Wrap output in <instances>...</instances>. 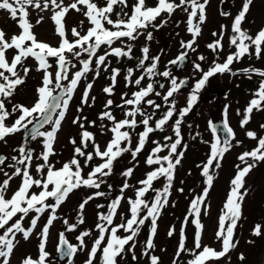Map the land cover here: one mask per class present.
<instances>
[{
    "label": "snow or ice",
    "instance_id": "6c2138e0",
    "mask_svg": "<svg viewBox=\"0 0 264 264\" xmlns=\"http://www.w3.org/2000/svg\"><path fill=\"white\" fill-rule=\"evenodd\" d=\"M208 2L209 0H202V2L201 0H178V2L177 0H157L155 6H148L146 0H135L131 14H129L125 10L128 8V0H105L103 6H99L95 0H68L67 3L66 0H0V10L6 11L20 29L18 34L10 37L3 29H0V142L7 144V137L22 131L26 136L21 146L13 149L18 154L11 156V162L7 164V168L12 169L11 173L6 171L4 167L9 157L0 155V173L5 177L0 182V230H3L0 234V264H9L10 257L18 244L17 234H22L23 239L28 240L46 211L49 212V216L40 232L38 258L26 256L22 260V264H51L48 259L50 253L46 251L49 229L53 222L60 218L57 215V209L69 197V194L80 187L100 189L101 185L107 183L104 177L112 174L114 161L128 152H131L133 159H135L143 151L150 134L156 131H164L165 126L175 116L177 118L172 125L175 139L172 136H165L163 138L164 143L158 140L152 141L155 147L147 157L146 164L157 167L148 172L145 179L138 182L140 187L135 190V199L128 198L130 216L127 219L122 217V222L119 224H113L117 210L124 199L123 192L131 187L126 181L120 189L121 195L110 202L108 212L106 214L98 213L100 223L96 227L99 236L95 239L89 251L88 259L85 261V264H93L97 252L100 251L102 252V264H118L117 258L125 251L134 252L136 238L141 227L145 225L146 221H150V238L145 242L142 255L149 258L150 264H160V258L150 254V250L155 248L151 237H154L156 233V223L162 208L168 204L174 171L183 157V152L177 150L182 144L181 124L184 118L197 105L200 92L205 88L210 78L217 74L229 73L235 76L243 72L248 75L249 79L253 74L264 77V70L261 69L249 67L233 71L231 68L234 62H239L246 54L252 55L250 49H254L257 59L264 51L262 48L264 46V28L253 36L241 27L253 2V0H244L242 9L234 17L233 35L229 38L230 45L234 46L236 51L230 53L223 63L213 61L207 71L201 67L200 63H194L193 68L200 73V78L191 87L186 97V106L177 107L174 96L189 84L190 77L179 78L174 76L170 66H181L186 61L188 52L196 51L193 45L201 33L200 25L206 20ZM116 6H120V11L115 12L116 19H113ZM178 9L187 13V30L192 35V39L187 42L181 41L183 50L175 59L168 62L169 66H166L164 71L157 70L160 56L150 58L149 47L145 45L141 49L142 56L136 68H128L124 76L125 86L137 89L130 95L123 93L121 103L116 105L117 108L124 110V118L117 120L113 115L111 108L114 102L111 99L107 100L104 106L105 110L99 115L101 121L108 120L111 122V127L104 124L100 126L102 133L105 130L112 133L106 147L101 150L100 145L95 141V134L87 130L86 123L89 127H95L96 121H88L86 116H76L72 123L79 125L81 129L80 143L77 145L75 138L70 140V143L74 145L73 157L63 163L62 167L56 168L50 162V157L56 155L54 143L69 110L73 94L82 78H85L89 72L95 73L94 79L98 78L101 67L107 71L110 63L106 62L110 56L116 57L117 60L132 59L134 47L132 42L138 40L141 35H145V39L151 41L153 32L147 30L149 28L158 30L168 23L167 18H161L159 23H156L157 18L162 17L164 13L170 17ZM30 10L37 12L38 18L35 23L30 19ZM70 10L84 15L90 24V27L83 34L76 27H72L71 36L73 39L71 40H69L65 28V17ZM43 13H50L49 18L53 21L56 34L60 37L58 46H52L39 40L34 31V28L45 20ZM221 15L229 16L230 13L225 11L221 12ZM80 24L82 26L83 21ZM224 28L225 26L222 25L219 38L207 45L214 53L223 50ZM213 36H217V33L214 32ZM117 42L120 43V46L113 47ZM102 46H106V50L102 55H97ZM9 50L14 51V55L10 59L6 55ZM84 56L86 58L82 59L81 57ZM29 57L37 62L35 70L43 72L42 85L36 90L38 98L31 106L22 103L12 104L11 98L16 93L17 87L25 83L30 71H32L25 65V61ZM49 58H55L56 71L54 75L50 71L53 65L49 63ZM93 59H95L94 67ZM205 59L203 55L198 56L200 61H205ZM77 65L80 66L79 70L72 72L71 78H69V72L71 69L77 68ZM137 70H142L141 75L133 79ZM120 72V68L111 69V84L103 88L104 93L109 96L114 94L113 90ZM157 76L168 81L166 92L163 91L165 84L155 79ZM146 77L149 82L141 86ZM64 81H67V84L63 83ZM92 87L93 83L86 85L81 105H89V92ZM153 95L162 98L163 104L149 98ZM92 101H95V97H92ZM9 104L11 105L10 110L7 106ZM162 107H166V111L157 119L156 113ZM148 109L152 111L150 112ZM254 109L256 111L264 110V79L260 81L258 89L253 93V99L249 101L245 109L241 127L249 123ZM78 111L82 112L83 108H79ZM16 113L19 115L14 121L8 123L9 118ZM226 116L227 109H225ZM137 117L141 119L137 120ZM209 123L212 132L217 133V128L211 122ZM46 125H51V130H42L45 129ZM141 126H143V131L136 133L138 140L133 149L132 135L135 129ZM261 127L264 128V125ZM223 130L224 139L221 140L219 135L215 136V142L211 144L210 154L202 168V175L206 177V183L209 187L213 182V162L216 161V168L220 167L219 161L223 158L224 153L229 151L231 139L235 138L233 129L228 126L226 118ZM246 135L250 139H257V134L253 131H248ZM37 138H43V150L34 156L35 150L28 147V141H34ZM169 141L171 142L168 143ZM90 142L93 151L87 152L86 149ZM165 150H167V154L161 155ZM78 157L84 158V166H87L94 157L99 158L102 162L95 165L85 177ZM34 159L42 161V163H36L35 175L32 173ZM238 159L243 167L241 165L236 166L238 171L231 181V190L221 210L216 232V239L221 242V249L216 250L201 243L203 225L200 222V215L204 198L208 194L207 189H205L202 195L192 200L188 214L193 218L192 222L196 226L194 248L185 247L182 226L181 239L173 264H176V259L184 252H188L192 256L187 264H214V262L228 256L230 251L237 247L239 241H234L235 230L242 215L241 204L248 194L247 190L243 192L241 190L244 189L245 177L257 166L258 162L264 161V137H259L257 146L250 151L243 152ZM249 160L252 163H249ZM133 171V168H129L122 174L125 177H131ZM16 177H20L21 182L9 197L10 182ZM161 177L166 180L164 187L162 189L154 188L153 182ZM108 187L111 189V185ZM33 188L39 191H33ZM149 191L155 193L151 201L145 199ZM104 195L106 193L102 191H95L93 195L87 197L79 206L80 216L76 223H70L67 219L63 220L66 231H75L78 224L84 223L83 209L88 201ZM49 199L54 203H48ZM97 207H103V205ZM142 212L143 215H141ZM30 213H35V215L31 217L30 226L25 227L24 219ZM187 222L188 217L186 216L185 224ZM120 230H123L127 235H118ZM174 231V228L170 229L168 235L171 236ZM252 234L260 236L262 226L260 224L255 225ZM106 235L108 238L105 243ZM88 236H90L89 231H82L76 237L78 243L72 244L67 239L65 232H60L57 245L60 258H68V264H72V258L77 251L84 250L85 238ZM249 243H253V241H249ZM102 244L104 246L101 248ZM133 259L136 257L133 256ZM239 259L241 261L245 259L243 253L240 254Z\"/></svg>",
    "mask_w": 264,
    "mask_h": 264
},
{
    "label": "rangeland",
    "instance_id": "374dc122",
    "mask_svg": "<svg viewBox=\"0 0 264 264\" xmlns=\"http://www.w3.org/2000/svg\"><path fill=\"white\" fill-rule=\"evenodd\" d=\"M68 0H66V3ZM99 6H103L105 0H95ZM157 0H146L148 6H155ZM178 2V0H177ZM135 0H128V8L126 11L131 14L132 5ZM120 11V6H116L113 19H116L115 12ZM45 20L34 28L35 33L39 40L49 43L52 46H58L60 43V37L56 34L55 25L53 21L49 18L50 13H43ZM187 13L183 10H176L170 17L166 13L162 14V17H158L156 23H159L161 18H167L168 23L163 27L155 30L149 28L147 31L153 32V39L147 41L145 35H141L138 40L132 42L133 47V58L132 59H120L117 60L116 57H108L106 63H110V67L107 71L103 67L100 69V75L98 78L94 79L95 73L89 72L85 78H82L78 84L77 89L73 94V98L69 104V110L66 113L65 120L61 124V129L57 133V138L54 143V150L56 155L50 157V162L55 165L56 168L62 167L63 163L69 161L74 154V145L70 143L72 138H75L77 145L80 143V127L79 125H73L72 121L76 116H86L88 121H96L95 127H89L86 123L87 130L95 134V141L100 145L101 150H103L108 141L112 137L110 131L105 130L101 132V124L111 127V122L108 120L101 121L99 115L105 110L104 106L107 100L111 99L114 103L111 108L113 115L117 120L123 119V109L117 108L116 105L121 103V96L123 93H128L129 95L136 91L135 87H126L124 76L126 75V70L128 68H136L139 59L142 56L141 49L147 45L149 47V57H154L159 55L160 62L158 64V71H164L166 66H169L168 62L175 59L179 53L183 50L181 48V41H189L192 36L187 30L186 23ZM38 18L37 12L30 10V19L33 23ZM179 19H182V24L180 27L177 26ZM83 21L81 26L80 22ZM177 26V27H176ZM76 27L81 34L87 31L90 24L87 18L81 13H77L74 10L70 12L65 17V28L69 40L73 39L71 36V28ZM0 29H3L7 36L18 34L20 29L17 27L16 22L11 20L6 11L0 10ZM120 46L117 42L113 47ZM106 50V46H102L97 55H102ZM9 59L14 55L13 50H9L6 54ZM189 63L188 65L178 71L176 66H170L171 71L174 76L179 78L190 77L189 84L181 89V92L174 96L177 101V107L182 108L186 106V97L188 96L191 87L195 84L196 80L200 78V73L196 72L193 68V64L197 62L196 59L193 60V51L188 52ZM192 55V57H190ZM86 58V56L81 57ZM210 60V59H209ZM150 62V61H149ZM212 60H210V63ZM49 63L53 65L50 71L55 74L56 64L55 58H49ZM148 63V62H146ZM37 62L29 57L25 61V65L32 69L30 71L26 81L23 85L17 87L16 93L11 98V103H22L26 106H31L36 99L37 88L42 85L43 72L36 71ZM95 66V59H93V67ZM79 65L77 68L71 69L69 72V78H71L72 72L79 70ZM120 68V75L117 77L116 86L113 90L114 94L109 96L103 92V88L111 84V69ZM209 68V67H208ZM206 69L205 71H207ZM142 70H137L133 76V79L141 75ZM197 75V78L195 77ZM217 74L216 76L210 78L209 82L204 89L200 92V97L197 105L193 110L184 118L181 124V137L182 144L178 147V152H183V157L181 163L176 166L174 171V179L172 181V186L170 188V195L168 196V204L165 205L156 223V233L153 239L155 248L150 250L151 255H156L160 258V264H173L176 258L177 248L181 239V229L183 226V234L185 237V247L194 248L196 226L192 222V217L189 216V209L192 200L202 195V193L207 189V197L204 198L203 206L201 208L200 222L203 225L201 232V243L202 245H208L216 250L221 249V242L216 239V232L219 226V217L221 215V210L228 198L229 192L231 190V181L237 174V165L241 164L238 157L245 151H250L257 146L258 138L264 137V110L256 111L253 110L249 123L241 127V120L244 118L245 109L249 104V101L253 99V93L258 89L260 81L254 82L246 79L239 81H229L226 76ZM196 78V79H195ZM159 82L165 84L164 92L168 89V81L160 76L155 77ZM147 77L145 81L142 82L141 86L148 83ZM63 83L67 84V81ZM88 83H93V87L89 92V105H81V99ZM231 89V94L235 96L234 102L231 104V108L227 116L223 115L224 103L221 101L223 95L222 91H227L226 89ZM160 91L159 88H157ZM223 93V92H222ZM92 97H95V101H92ZM150 99H154L157 103L163 104L162 98L151 96ZM9 110L11 105H7ZM83 108L82 112H79V108ZM148 111H152L148 109ZM166 111V107H162L160 111L156 113V118H160L163 112ZM19 113L14 114L9 118L8 123L14 121ZM177 117H173L171 121L165 126L164 131H156L150 134L148 141L145 144L143 151L133 159L131 152L124 153L119 157L113 164L112 174L110 176L104 177L107 183L101 185L100 189H93L89 187H80L75 189L69 194V197L64 203L57 209V215L59 219L53 222V225L49 229V239L46 244V251L50 253L48 258L51 264H68V258L64 261H60L59 252L57 251V245L59 243V233L65 232V235L70 243L77 244L78 241L76 237L82 231H89L90 236L85 238L86 246L83 251H77L75 256L72 258V264H85L88 259L89 251L95 241L99 236V231L96 227L100 221L98 220V213H107L109 210V204L111 201L116 199L121 195L120 189L127 181L131 187L123 192L124 199L117 210V215L114 218L113 224H119L122 222V217L127 219L130 216L128 198L135 199V190L140 187L139 181L145 179L146 174L152 171L156 165L149 166L146 164V159L151 153V150L155 147L152 143L154 140H158L164 143L165 136H172L175 139V135L172 131V125ZM229 121L230 127L233 129L235 138L231 139V147L229 151L224 153L223 158L219 161L220 167L216 168L213 162V182L209 187L206 183V177L202 175L203 165L206 163L208 156L210 154L211 144L215 142V136L221 135L213 133L211 130L210 123L215 125L217 122L223 119ZM141 119L137 117V120ZM31 127V126H30ZM51 130V125H46L45 129ZM143 131V126L135 129L132 135V148L134 149L137 144L138 137L136 133ZM248 131H253L257 134V139H250L246 133ZM25 133L22 131L15 135L7 137V144L0 142V155H6L9 160L5 163V170L11 173L12 169L7 168V164L11 162V156L17 155L14 152V148H18L25 140ZM222 140V137H221ZM43 138H37L36 140H29L28 147L35 150L34 156L38 155L43 150L42 145ZM240 143H237V142ZM169 141L168 143H170ZM87 152H92L93 147L91 142L89 147L86 149ZM167 150L161 153V155H166ZM80 159L81 165L83 167V175H87L91 169L100 164L102 161L99 158H95L84 166V158L78 157ZM36 163H42V161L33 160L32 173L35 175V165ZM249 163H252L249 160ZM129 168H133L134 171L131 177H125L122 173ZM5 177L0 173V182ZM21 180L20 177L14 178L9 185L8 196L12 194L13 191L17 189ZM166 183V180L161 177L159 180L153 182V187L157 189H162ZM108 185H111L109 189ZM182 189V191H181ZM33 191H39L33 188ZM247 190V195L244 197L241 204V219L238 222L237 228L235 230L234 241L238 240L239 243L235 249L230 251L228 256L222 258L220 261L214 262V264H264V161L258 162L257 166L251 170V172L245 177L244 189ZM95 191H102L106 195L102 197H96L85 205L83 209V224H78L75 231L67 232L66 225H64L63 220L67 219L70 223H76L80 216V204L87 199V197L93 195ZM155 195L154 192L149 191L146 194L145 199L151 201L152 197ZM48 203H54L49 199ZM98 205H103V207H97ZM144 213L142 212L141 215ZM35 213H30L28 217L24 219V226H30L31 217ZM49 212H45L41 219L38 221L37 228L34 230L33 235L28 239L24 240L22 234H17L18 244L14 249L12 256L10 257L9 264H22V260L26 256H31L34 259L38 258V245L40 243V232L43 225L47 222ZM188 217V222L185 224V217ZM260 224L262 226V234L260 236L253 235L254 226ZM174 228L175 231L171 236L168 235L169 230ZM151 222L146 221L145 225L141 227L140 233L136 238V248L133 251H125L120 257L117 258L118 264H150L149 258L142 255L144 251L145 242L150 238ZM3 230H0L2 234ZM118 235L124 236L123 230L118 232ZM107 235L105 237V243L107 241ZM253 241V243H249ZM104 245H101V248ZM127 247V246H126ZM243 253L245 259L241 261L239 259L240 254ZM133 256L136 259H133ZM192 259V256L188 252L181 253L179 258L176 259V264H187V262ZM93 264H102V252L98 251L97 256Z\"/></svg>",
    "mask_w": 264,
    "mask_h": 264
},
{
    "label": "flooded vegetation",
    "instance_id": "af4514ba",
    "mask_svg": "<svg viewBox=\"0 0 264 264\" xmlns=\"http://www.w3.org/2000/svg\"><path fill=\"white\" fill-rule=\"evenodd\" d=\"M243 2L244 0H209L208 5L206 7V20L202 25H200L201 33L196 38V43L193 45V47L196 48V51L193 52V60L196 59V63H200L201 67L204 70L208 69V67L213 64V61L223 63L230 53L236 51V48L230 45L229 38L233 35L232 25L234 17L242 9ZM225 11L229 12L230 15H221V12ZM187 19L188 16H186V23ZM181 24L182 19H179L177 26L180 27ZM222 25L225 26L222 41L223 50L214 53L211 49L207 47V45L219 38ZM241 27L243 29H246L249 34L253 36H255V34L260 29L264 28V0H253L252 4L250 5L249 12L246 14L245 20L242 22ZM214 32L217 33V36H213ZM262 48H264V46H262ZM250 52H252V55L246 54L241 60H239V62H234L233 65H231L233 71L242 70L249 67L264 70V51L261 52V56L259 59L256 58L254 54V49H250ZM200 55L205 56V61L198 60V56ZM190 57H192V55ZM209 59L212 60L211 63ZM188 63L189 55L186 61L181 66H176V69L180 71L184 69L188 65ZM224 76H226L231 82H237L243 79L259 82L264 79V77H260L259 75L255 74H253L251 79H249L248 75L244 74L243 72L235 76L229 73H225ZM195 77L197 78V75H195ZM226 90L227 92L223 96L221 101L224 103L223 108L227 109V113H229L231 104L235 100V96L231 94L230 88H227ZM227 123L230 127L229 121H227Z\"/></svg>",
    "mask_w": 264,
    "mask_h": 264
},
{
    "label": "water",
    "instance_id": "95a60500",
    "mask_svg": "<svg viewBox=\"0 0 264 264\" xmlns=\"http://www.w3.org/2000/svg\"><path fill=\"white\" fill-rule=\"evenodd\" d=\"M223 92V93H222ZM221 94L224 96L226 94L227 91H222ZM223 115H225V110L223 111ZM224 122H225V119H223L222 121L220 122H217L214 126L217 128V132L221 135L222 137V140L224 139L225 137V133H224V130H223V125H224ZM26 138V136H25ZM59 259L60 261H64L66 258L64 259H61L60 258V254H59Z\"/></svg>",
    "mask_w": 264,
    "mask_h": 264
}]
</instances>
